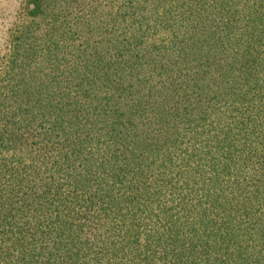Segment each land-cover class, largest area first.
Masks as SVG:
<instances>
[{
	"label": "trees",
	"instance_id": "trees-1",
	"mask_svg": "<svg viewBox=\"0 0 264 264\" xmlns=\"http://www.w3.org/2000/svg\"><path fill=\"white\" fill-rule=\"evenodd\" d=\"M23 4L0 68V264H97L91 248L112 229L118 264L127 251L129 264L251 263L260 187L241 167L264 137V0ZM38 190L82 201V224ZM48 212L55 224L29 230ZM147 215L163 224L162 255L150 233L136 247L130 222Z\"/></svg>",
	"mask_w": 264,
	"mask_h": 264
},
{
	"label": "rangeland",
	"instance_id": "rangeland-1",
	"mask_svg": "<svg viewBox=\"0 0 264 264\" xmlns=\"http://www.w3.org/2000/svg\"><path fill=\"white\" fill-rule=\"evenodd\" d=\"M23 13H24L23 0H0V68L3 63L2 58L6 52L7 31L10 27L14 25L15 22L18 21L21 24V19L24 15ZM245 157H246L245 161L248 164H246L245 167H241V169L243 168V172H244L242 178L247 181V186L258 184L259 185L258 187H260V190L256 194V198L254 201L257 207L253 208L252 212L260 213V229H261V232L264 234V137L258 138L256 140L255 146L251 147L250 150L246 152ZM227 178H228V175L225 177V179ZM30 180H33V178H31ZM235 180H240L239 175L237 174L235 175ZM4 182H5V179L0 181V189L4 191L3 194L6 192V189L4 187ZM229 182H231V178H229ZM31 185L33 184L31 183ZM61 186H62V183L60 184V187ZM233 186L234 185H228V189L231 190ZM21 191H23V189ZM192 191H193V195L189 196L188 202H187V205L190 207V209H193L194 203L196 202L197 199L201 198L200 195L202 194L201 189L199 187H197L196 189H193ZM57 192H54V193H57ZM54 193L53 195L52 194L44 195L42 190H38L35 192L34 196L41 198L42 200L41 207H43L45 210L50 209L52 214L56 213L57 215H61L63 220L69 217H72L74 218L75 221H68L69 224L71 222H76L74 225H77L79 223V219L80 220L83 219V215H85V214L78 212L83 202L82 201L78 203L74 202L75 204H72L71 202L70 204L69 201L66 198H64L63 200H61L62 202L60 204L56 203L54 205V203L57 201L56 194ZM65 193L67 194V190L60 191V195L62 196H65ZM68 203L69 205H71L72 214L64 210L65 209L64 207L68 205ZM51 213L48 212L46 215L45 213H43V215H37L36 217H33L31 221H29L27 224V226L29 227V230H31L32 228L36 226L43 225L42 227L43 229L48 225L52 226V224H55L54 222L56 221V218L58 219V216L55 215V217H53ZM77 213H79V217L76 215ZM89 216H91V214ZM123 217H131V214L124 212ZM136 219L138 221L136 225L139 224L138 226L142 227V232L139 235L142 236L145 233H150L153 237V244L151 246L153 247V249L154 247L158 248V255H162L163 253H161L160 247L156 245V242H154V240L157 241L161 237L160 235H162V231L164 230L163 224L157 222V216L155 215H152V216L147 215L146 217H142L140 221H139V218H135L133 222H130V223H134ZM126 223H129V220L124 221L121 219L120 221L117 222V224L118 225L120 224L121 226L126 225ZM80 224H82V220H81V223H79V225ZM96 224L97 223L94 222L93 227H95ZM117 236L118 235H116V232H114V229H112L110 235H107L104 238V233L102 232L100 237H98L94 241V246L91 248V252L95 251L96 253L93 256L99 257L96 260L97 264H118L119 262L118 259H116L115 262H111L109 260L110 248L106 247V245L104 244V242H106L107 240L108 241L120 240V239H117ZM144 237L145 236L143 235L140 239H137V243L135 244H137L136 247L138 249L143 248ZM0 243H1V237H0ZM2 244L3 243H1V247H2ZM256 244H257V247H256L257 253L255 254L254 257L248 258L249 261H251V263H246V264H264V236ZM97 251H101V252L97 253ZM128 252L130 251H127V255H125V257L128 258V260L125 261V259H123V261H125L126 264H129L130 259H131V255ZM102 254H104V256L103 258H100ZM120 255H123L122 251ZM140 257L144 258L146 257V255L141 254ZM156 264H162V262L157 260Z\"/></svg>",
	"mask_w": 264,
	"mask_h": 264
}]
</instances>
